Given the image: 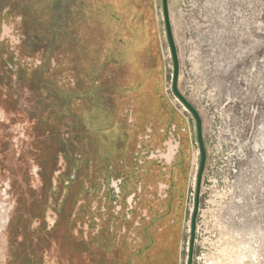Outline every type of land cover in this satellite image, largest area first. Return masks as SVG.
I'll list each match as a JSON object with an SVG mask.
<instances>
[{
    "label": "rangeland",
    "instance_id": "1",
    "mask_svg": "<svg viewBox=\"0 0 264 264\" xmlns=\"http://www.w3.org/2000/svg\"><path fill=\"white\" fill-rule=\"evenodd\" d=\"M168 10L179 91L202 119L207 155L192 264H264V0H168ZM56 51L91 76L115 60L146 92L160 96L141 98L132 103L134 110L125 107L121 127L96 131L90 142L98 143L99 154L113 153L108 144L117 141L140 145V155L162 160L163 179L155 184L148 176L145 197L152 205L143 217L170 223L175 236H166L164 259L187 264L201 154L195 119L173 92L162 0H0V52L12 66L6 78L0 75V264H85L64 231L81 185L57 152L67 139L35 146L44 131L45 105L29 75L53 68ZM102 103L85 118L94 128L104 118ZM125 124L137 127L125 133ZM35 150H42L45 163L59 162L57 176L66 173V184L54 182L58 195L62 186L71 188L54 234L46 232L45 208L32 200L51 187L50 179L45 186L38 177ZM30 215L40 222H28ZM47 220L56 217L49 212ZM95 220L100 224V215Z\"/></svg>",
    "mask_w": 264,
    "mask_h": 264
},
{
    "label": "trees",
    "instance_id": "2",
    "mask_svg": "<svg viewBox=\"0 0 264 264\" xmlns=\"http://www.w3.org/2000/svg\"><path fill=\"white\" fill-rule=\"evenodd\" d=\"M5 55L4 52H0V68L2 70L0 75L2 78H6L12 69L10 61L5 59ZM68 57L70 55L56 51L53 54L55 62L53 68L47 67L43 72L40 67L29 75L33 81L32 89L43 96L42 104L45 105L44 116L40 117L45 121L44 131L35 141V146L39 144L43 149L46 146V141L52 144L51 140L65 137L67 139L65 141L68 143L66 144L64 141L66 146L62 145V148L59 145L57 152L64 156L67 171L77 172L81 183L74 201H72L73 205L67 218L69 221L65 225L64 231L70 238V242L73 243L76 255L82 256L85 264H169V260L164 259L167 252L165 253L163 250V243L169 233H171L169 236H172L170 238L175 235L172 232L174 228L164 218L156 219V216H153L150 221L142 218L139 220L141 227L134 229V222L139 219L138 215L133 214L128 218L122 212L114 214L111 204L108 205V212L105 215H102V212L99 213V210L92 212L90 207L93 201L99 200L101 203L100 191L105 189L108 192L107 187L110 191V181L115 178L122 180L121 190L124 197L135 193L141 186L143 193L138 195V206L150 212L152 203L145 197L148 190V176H152L155 181L153 183H158L160 179H163V167L151 162H146L143 166L138 165L129 150V147L133 145L131 143L124 144V142L116 141L114 144H108V148H114L113 153L99 154L98 143L90 142V138L96 136V131L99 133L104 130H115L118 126L120 128L122 123L119 116L125 107L134 110L136 108L132 103L136 104L141 98H159L160 96L158 94L152 96L153 94L146 92L147 87L140 83V79H132L124 70H119V63L115 60H107L100 73L91 76L78 69L75 65L76 62ZM0 85L2 84L0 83ZM9 99L6 97L3 101L7 102ZM98 101L103 102L101 113L104 118L99 122L100 127L94 128V122L86 121L85 118ZM37 120L38 123L41 122V120ZM147 123L145 121L144 126ZM135 127H137L136 124L128 126L125 124V133L128 129L131 131ZM135 135L138 137V134ZM76 140L78 141L76 142ZM41 153L42 150H35L33 157L40 168V175L44 179L45 186H48L47 181L50 179L51 187L47 193L49 195L52 191V176L57 169L58 161L54 165L45 163ZM71 160L77 166H70ZM65 182L66 173L62 174V183ZM66 189L69 194L71 188ZM154 189L157 187L155 186ZM33 199L34 203L37 202L41 207H45L47 204L46 196H33ZM80 201H83L84 205L81 206L76 216H73L75 205ZM21 206L22 200H18L15 214L20 213ZM17 215L13 218V225L17 223ZM99 215L100 224H96L95 218ZM31 219L39 221L40 216L30 215L28 222ZM60 221H64L62 214L59 216L57 227L62 223ZM157 221H160L158 229L155 227ZM79 222H88L91 231L97 226L100 229L96 234L91 233L88 241H84L81 237L73 234V229ZM30 226L32 227V224ZM123 227L124 233L121 232ZM56 229L48 233L54 234ZM131 233H135L142 239V245L137 247L127 242Z\"/></svg>",
    "mask_w": 264,
    "mask_h": 264
},
{
    "label": "flooded vegetation",
    "instance_id": "3",
    "mask_svg": "<svg viewBox=\"0 0 264 264\" xmlns=\"http://www.w3.org/2000/svg\"><path fill=\"white\" fill-rule=\"evenodd\" d=\"M58 167H59V165L57 164V169H56L54 175L52 176V191L49 195H45L47 197V204L44 207L45 211H44V215H43L42 219L46 224V232H52L56 229L59 216L61 215L63 208L66 207V203L69 199L66 187L63 188V186H62V192L60 193V195H58V193H59L58 190H56V188L54 189V182L55 181H56V183H62V172L57 176V173L60 171ZM38 177L41 179V182L43 183L44 179L41 177L40 174L38 175ZM74 178L75 177L73 176L71 179L73 180ZM119 180H120V182H119L120 184L115 185V186L111 185V182L113 180L110 181L109 187L113 191L107 192L106 190H104L102 196H100L101 203H99V200L93 201V203H91V205H90L91 211L96 212L97 209H99L100 207L103 210H106L109 207L108 206L109 205L108 202H109L112 205V212L114 214H119L122 212V213H125L128 216V218H130V216L133 214L138 215V217H139L138 221L134 222V229H136V228L138 229L141 227L139 220L144 218L143 212L148 213L147 209H143L142 207L138 206V195H141L143 193L142 188H141V186H139L135 193L124 197L122 190H121L122 180L121 179H119ZM113 182H115V181H113ZM64 184H66V182ZM57 195H58V197H57ZM39 197H41V195ZM131 199H132V204L130 206L129 201ZM118 204L122 205L121 210H119V211H117V207L119 206ZM82 205H84L83 201H80L77 205H75V211L73 213V216H76V214L79 212V209L81 208ZM94 205H96V207H94ZM49 212L53 213L56 217V221L55 222L53 221L51 224L47 220ZM40 220L35 221L33 223V225L40 222ZM95 222H96V220H95ZM99 229H100L99 226H97L95 229H93L91 231V227H90L88 222H85V223L79 222L74 227L73 234L75 236L81 237V239L84 241H88L89 235H91V233L96 234L99 231ZM127 242L129 244H132V245L137 246V247L142 245V243H143L142 239L139 238L135 233L130 234V238H127ZM159 246H160V243H159ZM77 256L79 258H82V256H80V255H77ZM82 259H84V258H82Z\"/></svg>",
    "mask_w": 264,
    "mask_h": 264
},
{
    "label": "water",
    "instance_id": "4",
    "mask_svg": "<svg viewBox=\"0 0 264 264\" xmlns=\"http://www.w3.org/2000/svg\"><path fill=\"white\" fill-rule=\"evenodd\" d=\"M162 2H163L164 19H165V25H166V33H167L168 43L170 46L172 59L174 63L173 92L176 95V97L182 102L185 108L192 114L193 118L195 119L196 129H197V139H198V144H199L200 154H201V160H200V166H199L198 178H197L195 208H194L193 217H192V236H191L188 263H187V264H192L196 218H197V214L199 210L200 188H201V181H202L203 173H204L205 166H206L207 155H206L205 144L203 140L202 119L198 111L189 103V101L179 91L180 65H179L178 52H177V47H176L174 36H173V31H172L171 24H170L168 0H162Z\"/></svg>",
    "mask_w": 264,
    "mask_h": 264
},
{
    "label": "crops",
    "instance_id": "5",
    "mask_svg": "<svg viewBox=\"0 0 264 264\" xmlns=\"http://www.w3.org/2000/svg\"><path fill=\"white\" fill-rule=\"evenodd\" d=\"M139 147H140V145H139ZM138 147V145H131L130 147H129V150L131 151V155H133V158L136 160V163L138 164V165H140V166H143L146 162H151V163H155V164H159V165H162L163 164V162H162V160H159L157 157L156 158H148V157H144L142 154L140 155V153H139V148ZM144 158H147L146 160L144 159ZM113 181H118V182H120V180L119 179H112Z\"/></svg>",
    "mask_w": 264,
    "mask_h": 264
}]
</instances>
